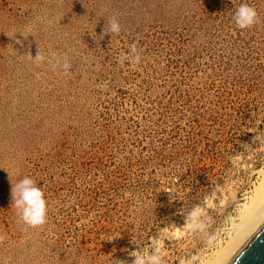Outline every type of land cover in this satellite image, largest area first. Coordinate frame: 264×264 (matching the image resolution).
Wrapping results in <instances>:
<instances>
[{
	"label": "rangeland",
	"instance_id": "obj_1",
	"mask_svg": "<svg viewBox=\"0 0 264 264\" xmlns=\"http://www.w3.org/2000/svg\"><path fill=\"white\" fill-rule=\"evenodd\" d=\"M263 168L264 0H0V264H132L157 234L164 264H202ZM10 174L43 190L42 227L18 222Z\"/></svg>",
	"mask_w": 264,
	"mask_h": 264
},
{
	"label": "clouds",
	"instance_id": "obj_2",
	"mask_svg": "<svg viewBox=\"0 0 264 264\" xmlns=\"http://www.w3.org/2000/svg\"><path fill=\"white\" fill-rule=\"evenodd\" d=\"M232 19L234 20L236 26L241 30L249 29L259 23V16L256 8L247 3H243L239 7L235 8ZM120 32L121 25L118 19L115 17L108 18L103 33L99 36V40H102L105 35H118ZM99 40H97V43H99ZM26 57L28 60L37 65L47 62L49 65H51L52 70H62L65 75H67L72 68L67 55L60 56L54 54L53 58L49 59L41 54L40 47L35 57H33L30 51L26 54ZM141 59V55L137 51V45L134 42L130 47V54L121 55L118 58V62L123 64L125 61H128L129 63L139 64ZM256 140L260 141L258 135L254 138L253 142ZM10 180L12 184V208L17 210L16 214L18 217V222L22 223L26 228L33 229L45 225L48 218V203L43 190L36 185L32 178L28 176H24L16 183H13L10 174ZM170 193H172L173 196L176 195L175 192ZM198 211L199 207L197 206L185 217L186 224L197 216ZM262 226H264V219L257 220L255 222L254 228L259 229V231L256 232L257 237L264 235ZM5 239L6 236L4 234H0V242H3ZM132 242L136 245H141L138 244L134 239ZM244 254V252H241L232 261V264H240V260ZM130 255L134 257L132 264H164L162 251L159 244V234H157V237L153 238L150 243H148V245L138 248V250L131 252ZM81 264H83V262H81Z\"/></svg>",
	"mask_w": 264,
	"mask_h": 264
},
{
	"label": "bare ground",
	"instance_id": "obj_3",
	"mask_svg": "<svg viewBox=\"0 0 264 264\" xmlns=\"http://www.w3.org/2000/svg\"><path fill=\"white\" fill-rule=\"evenodd\" d=\"M260 181L248 201L243 204L238 218L229 232L228 240L216 249L202 264H227L245 242L258 230L257 220L264 219V168L258 170Z\"/></svg>",
	"mask_w": 264,
	"mask_h": 264
},
{
	"label": "water",
	"instance_id": "obj_4",
	"mask_svg": "<svg viewBox=\"0 0 264 264\" xmlns=\"http://www.w3.org/2000/svg\"><path fill=\"white\" fill-rule=\"evenodd\" d=\"M262 230H264V226H262ZM256 232L245 242L227 264H232V261L241 252L245 254L241 258L240 264H264V235L257 237Z\"/></svg>",
	"mask_w": 264,
	"mask_h": 264
}]
</instances>
